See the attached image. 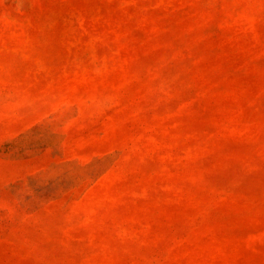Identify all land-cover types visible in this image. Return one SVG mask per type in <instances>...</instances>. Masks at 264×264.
<instances>
[{"label": "rangeland", "instance_id": "374dc122", "mask_svg": "<svg viewBox=\"0 0 264 264\" xmlns=\"http://www.w3.org/2000/svg\"><path fill=\"white\" fill-rule=\"evenodd\" d=\"M0 264H264V0H0Z\"/></svg>", "mask_w": 264, "mask_h": 264}]
</instances>
